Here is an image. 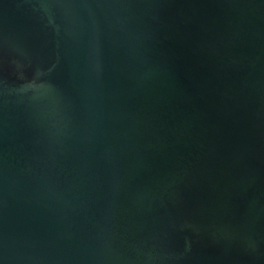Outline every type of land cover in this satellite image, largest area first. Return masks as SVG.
<instances>
[{"label":"water","instance_id":"obj_1","mask_svg":"<svg viewBox=\"0 0 264 264\" xmlns=\"http://www.w3.org/2000/svg\"><path fill=\"white\" fill-rule=\"evenodd\" d=\"M0 264H264V0H0Z\"/></svg>","mask_w":264,"mask_h":264}]
</instances>
